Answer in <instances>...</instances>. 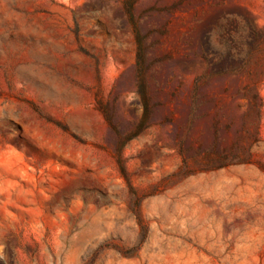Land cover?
I'll use <instances>...</instances> for the list:
<instances>
[{"label":"rangeland","instance_id":"rangeland-1","mask_svg":"<svg viewBox=\"0 0 264 264\" xmlns=\"http://www.w3.org/2000/svg\"><path fill=\"white\" fill-rule=\"evenodd\" d=\"M0 264H264V0H0Z\"/></svg>","mask_w":264,"mask_h":264},{"label":"trees","instance_id":"trees-1","mask_svg":"<svg viewBox=\"0 0 264 264\" xmlns=\"http://www.w3.org/2000/svg\"><path fill=\"white\" fill-rule=\"evenodd\" d=\"M146 120V115H145V113H144V115L142 116V118H140V120H139V125H142L143 123H144V121Z\"/></svg>","mask_w":264,"mask_h":264}]
</instances>
